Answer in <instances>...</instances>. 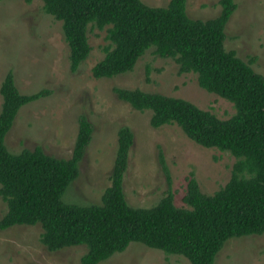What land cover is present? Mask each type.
Listing matches in <instances>:
<instances>
[{
  "label": "trees",
  "instance_id": "1",
  "mask_svg": "<svg viewBox=\"0 0 264 264\" xmlns=\"http://www.w3.org/2000/svg\"><path fill=\"white\" fill-rule=\"evenodd\" d=\"M186 1L152 6L143 0H42V7L61 21L71 71L90 53L87 32L92 23L106 27L109 41L104 56L91 68L94 77L127 72L154 47L158 56L174 58L180 73L196 74L200 87L230 101L235 112L220 118L185 98L113 88L132 108L150 110L151 126L176 124L193 142L229 152L235 161L228 181L207 194L195 177H189L182 197L185 206L175 205L170 187L153 206H131L123 176L134 134L121 126L111 184L100 203L64 202L66 188L79 174L92 124L80 115L69 158L45 153L40 146L10 152L5 136L19 109L50 90L23 93L8 70L0 84V196L7 207L0 229L39 223L41 242L49 251L84 246L81 264H98L133 241L181 255L190 264H215L228 239L264 232V77L225 48V26L236 8L234 0H219L220 12L206 19L190 17ZM159 161L170 183L161 152Z\"/></svg>",
  "mask_w": 264,
  "mask_h": 264
},
{
  "label": "rangeland",
  "instance_id": "2",
  "mask_svg": "<svg viewBox=\"0 0 264 264\" xmlns=\"http://www.w3.org/2000/svg\"><path fill=\"white\" fill-rule=\"evenodd\" d=\"M219 0H187L192 18H211L221 9ZM148 5L166 6L169 0H143ZM236 8L226 26L224 41L255 72L264 77V0H234ZM42 0H0V84L12 70L23 93L41 88L50 92L23 105L5 136L10 152L40 146L48 154L69 158L78 130V118L85 115L92 124V136L79 162V174L66 188L62 199L77 205L98 204L106 187L116 154L117 131L128 126L134 134L123 176L127 202L150 207L168 187L177 206L189 177L200 189L212 194L229 179L235 158L227 151L193 142L176 124L153 127L150 110L139 111L120 100L114 87L140 88L168 96L185 98L220 118L234 112L233 104L199 86L196 74L180 73L174 58H163L150 47L134 67L112 77H94L92 66L104 56L106 27L88 26L91 50L71 71L68 46L61 21L46 13ZM0 94V105H1ZM169 170L167 182L159 153ZM6 203L0 196V218ZM40 224H16L0 229V264H81L84 246L49 251L41 242ZM98 264H190L177 254H169L140 242H131ZM215 264H264V232L228 239L219 250Z\"/></svg>",
  "mask_w": 264,
  "mask_h": 264
}]
</instances>
